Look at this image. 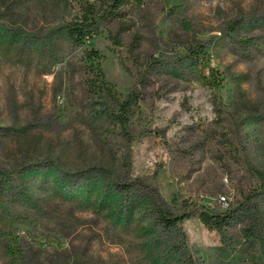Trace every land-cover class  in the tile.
Returning <instances> with one entry per match:
<instances>
[{
	"label": "rangeland",
	"instance_id": "374dc122",
	"mask_svg": "<svg viewBox=\"0 0 264 264\" xmlns=\"http://www.w3.org/2000/svg\"><path fill=\"white\" fill-rule=\"evenodd\" d=\"M50 1L16 0L10 30L0 27V171L14 170L10 182L0 183V219L12 223L4 229L0 222V264H153L156 257L158 264H187L185 250L192 264H264V190L254 194L264 186V0H147L130 19L131 31L104 25L79 48L57 33L42 40L77 11L67 0ZM111 34L123 36L121 48ZM199 43L209 65L194 69L181 57ZM92 48L102 56L105 80L121 94L147 69L145 119L133 127L136 135L142 127L151 134L129 143L115 123L90 114L99 100L87 87L95 77L89 65L96 61L85 54ZM126 155L131 178L159 189L173 214L195 206L183 233L173 229L161 239L168 249L161 257L131 228L62 200L54 191L62 177L25 169L32 158L55 160L77 174L63 188L76 194L100 177L97 164L122 175ZM244 202L223 231L199 218L202 210ZM147 205L130 227L152 223ZM251 228L254 236H247ZM6 230L18 238L17 259L5 252Z\"/></svg>",
	"mask_w": 264,
	"mask_h": 264
},
{
	"label": "trees",
	"instance_id": "16d2710c",
	"mask_svg": "<svg viewBox=\"0 0 264 264\" xmlns=\"http://www.w3.org/2000/svg\"><path fill=\"white\" fill-rule=\"evenodd\" d=\"M15 2L16 0H0V27L2 29L10 30V25L16 15ZM146 2L147 0H67L69 5H74L77 8L75 14L50 28L45 33V36H43V39L37 38L44 40L52 34L57 33L74 48H79L83 44L93 41L101 33V27L104 25L117 24L122 31L128 33L132 29L130 19ZM233 29L236 30V26ZM11 30L13 29L11 28ZM111 38L116 48L119 49L124 45L121 34H111ZM136 38L139 37L135 36L132 44L133 51L136 50L140 43ZM3 41H5L4 38L0 40V43L3 44ZM117 53L120 54V51H117ZM85 54L89 60L96 61V63L92 62L89 65V69L95 72V77L88 80L87 87L90 96L98 97L99 100L94 101L90 114L95 118H105L115 123L120 129V134L129 143L134 141L138 136L151 134V130L142 127L140 133L136 135L133 127L134 122L142 124L145 119L141 105L143 100L141 84L144 82L147 69L140 72L141 77L136 80L132 88L121 94L114 85L105 80L100 67L101 54L93 48L86 50ZM209 58L206 45L201 43L188 46L185 49L183 57H181L182 60L188 61L194 69L208 66ZM120 62L131 73L125 64V58L120 56ZM101 99H105L106 101L103 102ZM97 103H101V106L95 107L94 105ZM39 168L43 169L44 176L49 177L54 175L55 179H57L56 181L60 182L63 179V186L54 190L56 195L62 200L75 203L80 210L95 212L99 215L104 214L117 227L123 226L125 230L131 228L137 235L146 240L144 245L153 247L156 254L160 257L163 252H168L166 244L161 239L166 240L165 236L168 237L173 229L183 233L181 223L193 215L195 208L194 204L186 203V209L182 214H173L166 208L159 189L145 186L139 178H131V161L128 155H126L124 160V172L122 175L112 172L108 165L97 164L94 170L98 171L100 177L95 182L88 179L87 183L81 187L82 191L76 194L63 190V188L70 187V182L75 180L77 177L75 172L64 171L59 162L50 158L40 160L29 159L25 167L26 170ZM19 171L21 172L22 170ZM13 173L14 170L0 171V183L3 184L5 182L7 184L10 182ZM57 177L62 178L58 180ZM64 179L66 180L65 182ZM19 183L16 182L14 185L20 187ZM143 188H147V192L144 193L145 198L133 199L131 195L133 189L140 190ZM263 190L264 186L254 191V194H258ZM24 197L25 201L31 198L29 195H25ZM4 203L3 187L0 186V206L3 209H5ZM146 204L152 210L150 216L152 223L138 227V222L133 227H130L135 220V214ZM244 204H247V202L238 205H228L227 208L215 207L202 210L199 218L209 229L223 231L226 227L230 226L232 220L235 219ZM124 211H127V213H124ZM141 215L143 218L146 217L145 213ZM5 217L0 219V222L4 223V229L9 228L12 224L10 220L5 221ZM254 232V228H251L246 235L254 236ZM5 235L10 240V242L5 244V252L12 259L21 257L19 256L22 252L17 243L18 238H14L10 230H6ZM13 239L14 243L12 242ZM182 248H185V246L183 245ZM184 254V257L188 259L187 264H192L188 251L185 250ZM156 259L158 257L154 259L153 264H158V260ZM178 264H180V261Z\"/></svg>",
	"mask_w": 264,
	"mask_h": 264
}]
</instances>
